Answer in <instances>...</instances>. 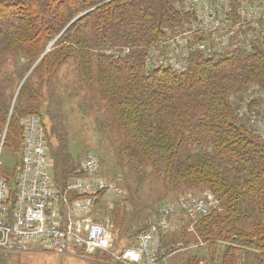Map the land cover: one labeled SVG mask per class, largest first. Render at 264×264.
Here are the masks:
<instances>
[{
  "label": "trees",
  "instance_id": "1",
  "mask_svg": "<svg viewBox=\"0 0 264 264\" xmlns=\"http://www.w3.org/2000/svg\"><path fill=\"white\" fill-rule=\"evenodd\" d=\"M0 16L5 18L0 21V59L9 54L16 68L5 73L11 83L5 85L7 89L11 92L14 77L25 73L19 68L22 60L28 66L39 60L15 107H36L45 91L51 99L57 93L86 92L89 81L94 83L102 88L101 96L90 98L95 105L100 106V101L106 105L109 131L127 141L116 138L111 143L121 166L132 164L130 172L133 167L152 169L164 179L166 191L200 185L211 190L223 210L200 220L196 230L207 236L204 241L211 248L215 243L228 244L223 264H234L235 245L264 250V142L239 124L231 102L235 92L263 79L264 50L217 63L198 56L182 75L147 70L143 48L182 19L173 0H0ZM108 45V49L129 46L133 50L115 60L106 53ZM70 60L87 69V75L79 74L80 84L71 91L59 90V74ZM94 62L97 78H93ZM7 94L0 90L3 115L11 100ZM40 108L29 114L44 115ZM0 118L2 122L1 111ZM47 135L49 139L48 126ZM19 136L22 142V126ZM58 154L56 177L51 170L62 186L75 175L68 154L64 150ZM121 189L128 197L124 201L132 204L130 187ZM153 207L138 210L148 212ZM188 232L166 234L163 245L187 247L189 242L182 235Z\"/></svg>",
  "mask_w": 264,
  "mask_h": 264
},
{
  "label": "built area",
  "instance_id": "2",
  "mask_svg": "<svg viewBox=\"0 0 264 264\" xmlns=\"http://www.w3.org/2000/svg\"><path fill=\"white\" fill-rule=\"evenodd\" d=\"M173 1L182 19L174 27H165L163 37L143 48L147 70L184 74L198 56L217 63L240 53L264 50V0ZM130 51L125 47L106 53L120 59ZM237 117L264 142V85H255L241 97ZM21 126V160L14 179L0 171V251L41 247L81 258H93L100 252L110 259V263L106 258L96 259L98 264H162L183 249L179 244L163 245L164 236L178 230L181 216L190 221L189 232H195L200 220L223 210L208 189L198 196L161 201L154 205L151 223L140 232L137 242L115 249L96 212L103 196L111 201L122 197L124 191L101 174L98 154L92 153L80 163L82 176L70 177L58 186L50 165L45 120L28 114Z\"/></svg>",
  "mask_w": 264,
  "mask_h": 264
},
{
  "label": "rangeland",
  "instance_id": "3",
  "mask_svg": "<svg viewBox=\"0 0 264 264\" xmlns=\"http://www.w3.org/2000/svg\"><path fill=\"white\" fill-rule=\"evenodd\" d=\"M3 19L5 18L0 16V21ZM109 46L110 45L105 46V48H107L106 52L110 50L121 51L123 48L129 47L116 46L118 48L114 47L108 49ZM102 49L104 50V48ZM132 50L133 48H131L130 53ZM244 54L245 53H240L237 54V56ZM113 59L115 58L113 57ZM13 60L14 59L9 54H6L0 59V66L3 65L0 67V90H7L8 94L6 96L11 98V100H8L5 115H3V107H0L2 119L4 118L3 121L0 122V124H2L0 128L1 173L6 174V176H15L21 160V142L19 139L20 126L27 114L37 111L41 107L40 109L44 110L42 111L44 112V115L42 116L49 129V158L55 177L58 174L55 169L56 159L61 150H64L65 153L68 154L67 159L69 161V167L73 171L72 174L75 176L83 175L79 172L80 163L90 154L96 153L101 159L100 172L103 176L110 181L118 183L124 190H126V185L130 187L132 204L129 203V201H124L128 198L126 194L122 197L111 199V201L107 196H103L97 207V219L107 226L108 235H111L113 238L112 245L115 249L119 250L134 245L137 242L140 232L151 223L150 217L154 211L149 210L148 212H144L142 209L138 210L139 208L151 207L165 200L174 201L190 194L198 196L207 189L205 185H200L199 187L195 186L189 190L166 191L164 190L166 187L164 179L151 172L152 169L148 168L144 171L133 167L132 172H130L129 170L133 166L132 164L126 165L123 163V166H121L120 161H118V158L116 157L117 152L111 143L113 140H116V138L121 142L127 141L119 135L118 137H115L113 132L109 131V129H111L110 125L105 122L106 105L102 104L101 101L100 106L95 105L92 98H90V96L93 95V97H97L98 100V95L101 96L100 91H102V88H98L90 81V86L86 88V92H66V95L57 93L53 94V97L50 99V95H45L48 93L45 91L43 97L36 101V107L31 106L32 104H28L31 108L28 106L25 108L20 106L15 107L17 96L21 92L25 82L29 79L33 69L37 66L39 60L33 64L28 63V66L26 65L27 62L19 59V61H21L19 68L25 70V73L21 77H14L12 82L13 87L10 92V89H7V87L11 85V83L7 82L8 75L5 73L9 74L12 71H16V68L13 69ZM70 61L67 66L61 69L59 74L60 81L57 84L59 90H64V88H66L71 91V88H75L80 84L76 79L77 76L79 74H82L83 76L87 75V69L76 64L74 60ZM94 65L95 62L92 63V67H94ZM97 74L98 70L94 67L93 78H97ZM257 84L264 85V76L263 79L254 80L243 89L235 92V95H233L231 99L237 121L247 131H249L247 124L237 117V110L239 108L241 97L248 95L250 90ZM5 85L8 86L6 87ZM41 101L43 102L38 107V103ZM3 143H5L4 146ZM128 174L131 175V177ZM121 201L124 202L120 203ZM112 207L113 209H111ZM249 223L253 224V221H250ZM189 224L190 221L187 217L181 216V220L178 222V230L175 232L189 231ZM191 233H194V230ZM200 233V231L198 232V230H196V233L194 234L195 236L192 238H188L190 232L186 235H182L183 241L188 240L189 242L187 247H184L176 254L167 258L162 264H196L197 261L199 264H215L214 255L218 251L221 253V259H224V251L226 250H224L225 248L223 249L222 247H219H226V245L219 243L217 246V243H215L216 247L213 246V248H211L210 243L206 244L208 242L204 241V238L207 236H202ZM245 249H252V251H257L259 254L261 252L262 256H264V250H261L260 248L246 247ZM236 251L241 250L238 249ZM250 257L251 262L249 264H264V260L259 258L254 260L253 256ZM105 258L107 259L106 261L110 263V259L100 252H97L93 258H81L72 254H57L52 251L43 250L41 247L33 248L29 251L14 253L0 251V264H98L95 261L96 259L105 260Z\"/></svg>",
  "mask_w": 264,
  "mask_h": 264
},
{
  "label": "crops",
  "instance_id": "4",
  "mask_svg": "<svg viewBox=\"0 0 264 264\" xmlns=\"http://www.w3.org/2000/svg\"><path fill=\"white\" fill-rule=\"evenodd\" d=\"M224 245H226V247L228 246L227 243H223ZM225 248L224 246H220L219 248ZM235 247H237V250H241V251H234V255H235V260H231V263L233 262L234 264H249L251 262V257L250 256H253L254 260H257L258 258L261 259V260H264V256H262V253L260 252H257V251H252V249H245L246 247L244 246H238V245H235ZM218 248V249H219ZM224 249V250H225ZM251 251V252H249ZM225 252V251H224ZM219 251L217 253H215L214 255V263L215 264H223V258L221 259V253H219ZM261 263V261H260Z\"/></svg>",
  "mask_w": 264,
  "mask_h": 264
},
{
  "label": "water",
  "instance_id": "5",
  "mask_svg": "<svg viewBox=\"0 0 264 264\" xmlns=\"http://www.w3.org/2000/svg\"><path fill=\"white\" fill-rule=\"evenodd\" d=\"M80 17H81V16H79L78 19H79ZM75 20H76V19H75ZM75 20H74V21H75ZM74 21H73V22H74Z\"/></svg>",
  "mask_w": 264,
  "mask_h": 264
}]
</instances>
